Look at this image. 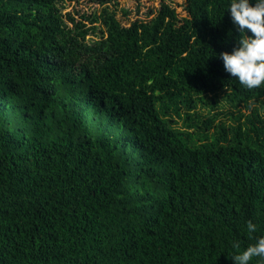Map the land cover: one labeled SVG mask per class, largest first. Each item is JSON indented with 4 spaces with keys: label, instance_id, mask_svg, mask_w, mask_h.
<instances>
[{
    "label": "trees",
    "instance_id": "16d2710c",
    "mask_svg": "<svg viewBox=\"0 0 264 264\" xmlns=\"http://www.w3.org/2000/svg\"><path fill=\"white\" fill-rule=\"evenodd\" d=\"M66 1L0 0V264H235L264 237V84L225 71L231 0L130 25Z\"/></svg>",
    "mask_w": 264,
    "mask_h": 264
},
{
    "label": "clouds",
    "instance_id": "9594fccd",
    "mask_svg": "<svg viewBox=\"0 0 264 264\" xmlns=\"http://www.w3.org/2000/svg\"><path fill=\"white\" fill-rule=\"evenodd\" d=\"M228 9L233 22L239 26L241 37L233 52H223L220 58L225 71L241 85L249 90L258 88L264 84V0H255L254 6L250 0H231ZM246 30L252 33L251 37L245 34ZM247 228L249 233L256 231V225L251 221ZM233 246L240 248L238 242ZM253 258L264 259V237L232 259L235 264H249Z\"/></svg>",
    "mask_w": 264,
    "mask_h": 264
},
{
    "label": "rangeland",
    "instance_id": "374dc122",
    "mask_svg": "<svg viewBox=\"0 0 264 264\" xmlns=\"http://www.w3.org/2000/svg\"><path fill=\"white\" fill-rule=\"evenodd\" d=\"M105 2L106 3H101L98 0H67L63 12L72 13L77 19H81V15L84 13L90 14L97 12L98 14H103L105 10L108 9L109 12H117L118 17L122 19L123 23L130 25L136 19H153L157 11L161 8V5L167 3L176 8L177 12L180 14V18H184L187 15L185 0H106ZM126 11H128L127 14L125 13ZM102 18L99 25L106 30L107 27ZM100 35L101 33L99 32L98 35H90L89 38L97 39ZM224 97V91L218 93L217 98L220 105L217 106V109L212 108V115H218L216 123L224 122L227 125H236L238 123L237 120L227 113L232 110L237 114V110L230 108ZM260 110L261 113H264L263 108H260ZM242 111L244 113H250V110L244 106H242ZM204 112L206 113L208 110Z\"/></svg>",
    "mask_w": 264,
    "mask_h": 264
}]
</instances>
